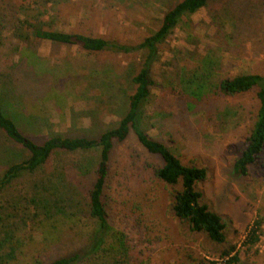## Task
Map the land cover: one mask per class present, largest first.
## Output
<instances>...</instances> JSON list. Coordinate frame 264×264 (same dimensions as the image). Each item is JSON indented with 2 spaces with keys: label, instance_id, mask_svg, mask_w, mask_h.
Returning a JSON list of instances; mask_svg holds the SVG:
<instances>
[{
  "label": "rangeland",
  "instance_id": "1",
  "mask_svg": "<svg viewBox=\"0 0 264 264\" xmlns=\"http://www.w3.org/2000/svg\"><path fill=\"white\" fill-rule=\"evenodd\" d=\"M177 1L0 0L3 107L37 141L51 134L96 136L115 125L133 91L130 76L140 66V53L87 52L76 44L53 43L35 37L32 24L136 44L157 29ZM205 69L212 81L264 73V0H209L184 17L157 46L151 70L155 85L141 114L149 136L169 145L184 163L206 168L196 188L201 201L225 223V241L214 242L174 215L173 187L155 176L160 159L131 135L115 146L104 198L108 221L125 235L126 264H220L230 247L238 253L236 264H264V149L247 175L233 166L258 109L256 89L231 96L211 93L190 109L175 82L184 73ZM67 73L74 75L71 94L57 96L54 90L47 95L54 76ZM164 79L174 84L164 87ZM98 155L99 149L58 152L47 173L14 179L4 194L13 214L6 222L20 226L31 185L42 178L62 192L61 204L84 223L91 222L86 219L87 197ZM25 156L0 131V165ZM253 225L257 240L250 244L246 235ZM81 230L73 225L67 229L64 244L52 247L47 258L79 247ZM33 237L40 240V232Z\"/></svg>",
  "mask_w": 264,
  "mask_h": 264
},
{
  "label": "trees",
  "instance_id": "2",
  "mask_svg": "<svg viewBox=\"0 0 264 264\" xmlns=\"http://www.w3.org/2000/svg\"><path fill=\"white\" fill-rule=\"evenodd\" d=\"M208 1L178 0L164 12L157 29L136 44L122 43L102 36L46 29L41 24L30 23L37 38L58 44H76L87 52L140 53L141 62L130 76L133 91L128 95L122 116L115 125L96 136L51 134L37 141L25 132L15 114H10L0 99V131L7 141L18 146L26 154L20 161L0 165V264H126L125 235L108 221L104 198L111 175L115 146L126 141L131 135L147 153L160 159L161 164L155 170V176L173 187L171 210L174 215L185 220L191 230L205 232L214 242L225 241V223L219 214L201 201L202 192L196 188V184L205 179L206 168L184 163L169 145L147 134L141 119L151 88L155 85L151 70L157 46L184 17L204 7ZM67 74L54 76L56 83L48 88L47 95L71 94L70 81L74 75ZM210 75L211 72L207 69L200 73L194 71L191 74H182L175 82L182 95L189 99L190 109L197 103L200 104L203 99L210 98L211 93L221 92L231 96L256 89L258 109L255 119L233 164L235 171L245 176L249 167L257 163L264 149V73H241L221 78L219 81H215V78L212 81ZM173 84L169 79L162 81L164 87H171ZM54 90H57V93L53 94ZM91 149H99L94 181L87 197L86 219L92 220L91 222L84 223L76 212L69 211L61 204L62 192H56L51 187L52 181L49 178L33 181V192L27 198L26 207H22L20 226L6 222L13 214L6 209L8 200L4 194L14 179L24 173L32 176L36 173H47V164L58 152ZM11 206L15 207L16 203L13 202ZM72 225L76 226L78 231L82 229L79 234L84 238L83 243L70 252L48 259L52 247L64 244L62 242L65 240L66 231ZM256 230L254 225L249 228L246 241L250 244L257 240ZM35 232H40V240L33 237ZM232 251L233 247H230L222 252L223 261L220 264H236L238 253Z\"/></svg>",
  "mask_w": 264,
  "mask_h": 264
}]
</instances>
